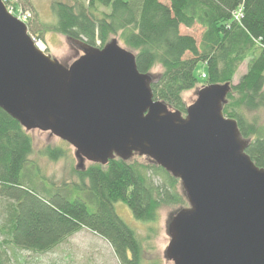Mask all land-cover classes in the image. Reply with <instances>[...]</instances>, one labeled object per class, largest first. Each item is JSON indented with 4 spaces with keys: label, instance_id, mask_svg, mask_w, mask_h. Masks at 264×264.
Wrapping results in <instances>:
<instances>
[{
    "label": "trees",
    "instance_id": "trees-1",
    "mask_svg": "<svg viewBox=\"0 0 264 264\" xmlns=\"http://www.w3.org/2000/svg\"><path fill=\"white\" fill-rule=\"evenodd\" d=\"M7 1L31 15L26 23L33 39L59 34L95 48L117 39L134 52L140 73L160 66L154 98L184 116L185 94L231 83L224 115L238 122L250 141L247 154L264 169V124L247 114L264 112V0H51L54 22L41 23L42 29L33 20L38 13L31 0ZM197 27L199 43L186 34ZM244 63L246 73L234 85ZM200 64L207 68L202 87L195 75ZM34 153L30 133L0 109V199L15 204L8 240L13 248L46 254L88 230L111 245L119 264H159L146 259L142 240L115 205L123 203L137 221L155 224L163 207L187 205L180 181L149 159H115L84 171L73 166V180L58 185L46 178ZM40 155L59 162L68 151L47 146Z\"/></svg>",
    "mask_w": 264,
    "mask_h": 264
},
{
    "label": "water",
    "instance_id": "water-1",
    "mask_svg": "<svg viewBox=\"0 0 264 264\" xmlns=\"http://www.w3.org/2000/svg\"><path fill=\"white\" fill-rule=\"evenodd\" d=\"M77 45L82 56L62 64L0 0V109L71 145L77 170L139 156L180 181L188 207L168 224L173 264H264V169L224 115L233 85L200 88L184 116L154 98L155 76L117 39Z\"/></svg>",
    "mask_w": 264,
    "mask_h": 264
},
{
    "label": "rangeland",
    "instance_id": "rangeland-1",
    "mask_svg": "<svg viewBox=\"0 0 264 264\" xmlns=\"http://www.w3.org/2000/svg\"><path fill=\"white\" fill-rule=\"evenodd\" d=\"M36 8L38 18L33 14V20L37 23L39 29H42L41 23H53L54 17L50 11L51 0H31ZM186 34L192 35L196 38L198 43L201 40L202 30L194 28L187 31ZM36 36L34 35V38ZM44 47L46 54L59 60L64 65H71L79 57L82 56V51L77 43L69 41L59 34H48L44 40H39ZM120 45L128 51L134 53L125 45ZM247 64L244 63L237 73L234 85H237L240 78L246 73ZM162 72V68L157 66L152 71V75L156 76ZM207 68L204 64H200L195 75L198 79L199 87L205 83V73ZM199 90V88H198ZM198 90L191 91L185 94L184 99L188 107L197 100ZM248 116L257 117L260 123L264 124V112H248ZM34 140L35 153L33 158L40 163L44 175L50 181L60 185L64 181H71L73 177L71 170L73 166L77 167V160L75 158L74 148L59 138L52 136L50 133H44L38 130L29 132ZM47 146L62 147L68 151V158L60 160L59 162H52L47 158L41 157V151ZM134 160L147 162V158L135 156ZM151 161V160H149ZM151 163H153L151 161ZM91 163H87L88 167ZM75 180H77L75 178ZM182 190V188H181ZM186 206L182 208H187ZM118 215L139 235L142 240L143 247L146 250V259L150 261H157L159 264H173L166 258V250L170 243L168 236V224L174 214L181 209L179 206L163 207L159 212V220L155 224L143 223L137 221L131 210L123 203L115 205ZM15 204L7 199H0V264H119L111 245L91 233L88 230L76 234L69 238L55 250L46 254H33L28 251H22L13 248L9 240V232L14 227ZM152 237L149 239V237Z\"/></svg>",
    "mask_w": 264,
    "mask_h": 264
},
{
    "label": "built area",
    "instance_id": "built-area-1",
    "mask_svg": "<svg viewBox=\"0 0 264 264\" xmlns=\"http://www.w3.org/2000/svg\"><path fill=\"white\" fill-rule=\"evenodd\" d=\"M3 2L6 4V6H7V8H8V10H9V12L10 13H12L15 17H17L19 20H21V21H23V22H27V20L30 18V14H24V13H22V11L21 10H18V11H15L14 10V8L11 6H9L8 5V1L7 0H3ZM35 41H36V39H35ZM36 43H37V45L42 49V50H46V49H43L42 48V45L40 44V42H37L36 41Z\"/></svg>",
    "mask_w": 264,
    "mask_h": 264
},
{
    "label": "bare ground",
    "instance_id": "bare-ground-1",
    "mask_svg": "<svg viewBox=\"0 0 264 264\" xmlns=\"http://www.w3.org/2000/svg\"><path fill=\"white\" fill-rule=\"evenodd\" d=\"M37 42H39L38 40H36ZM41 43V42H40ZM42 48L44 49V47L42 46Z\"/></svg>",
    "mask_w": 264,
    "mask_h": 264
}]
</instances>
